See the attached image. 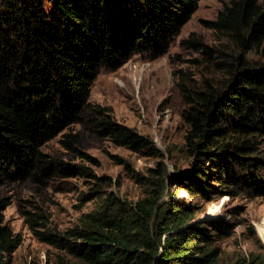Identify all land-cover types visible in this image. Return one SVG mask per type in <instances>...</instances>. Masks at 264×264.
I'll list each match as a JSON object with an SVG mask.
<instances>
[{"label": "trees", "instance_id": "trees-1", "mask_svg": "<svg viewBox=\"0 0 264 264\" xmlns=\"http://www.w3.org/2000/svg\"><path fill=\"white\" fill-rule=\"evenodd\" d=\"M198 1L0 0V187L80 175L93 184L91 198L97 199L94 209L62 231L48 227L44 212L23 209L39 240L84 264H219L215 242L232 226L194 217L191 197H264V0L223 1L205 22L219 39L214 48L193 34L182 40L201 47L221 73L195 84L179 82L187 166L168 172L157 160L142 176L110 154L142 184V197L129 200L101 189L110 184L105 176L42 149L58 136L72 156L93 161L71 130L84 112L96 136L162 158L148 136L117 121L109 106L90 102V90L101 68L116 69L136 53H164ZM171 185L190 199L163 200ZM9 203L0 195V264H12L8 255L22 240L4 220ZM246 264L264 259L255 255Z\"/></svg>", "mask_w": 264, "mask_h": 264}, {"label": "rangeland", "instance_id": "rangeland-1", "mask_svg": "<svg viewBox=\"0 0 264 264\" xmlns=\"http://www.w3.org/2000/svg\"><path fill=\"white\" fill-rule=\"evenodd\" d=\"M225 0H199L198 7L182 26L167 50L155 57L136 53L116 69L101 68L91 86L89 101L107 105L114 118L140 134L148 136L163 157L147 156L144 151H132L100 138L87 129L81 120L71 126L79 135L80 148L94 160L74 157L61 147L58 136L47 141L42 149L66 160L89 166L98 176L110 182L101 189L115 192L122 198L136 200L143 196V186L120 159L128 162L130 169L147 176L157 160L166 163L173 172L187 166L183 154L186 125L181 118L184 107L179 82L195 84L200 80L219 77L202 53L201 47L183 43L190 34L205 45L214 48L216 34L206 26L215 17ZM80 175L54 178L44 185L29 180L6 183L0 195L10 199L3 210L4 220L22 240L10 254L12 264H84L81 260L39 240L24 221L22 210L44 212L48 227L62 231L78 222L80 215L97 206L93 184ZM175 195V196H172ZM182 197L189 200L186 190L166 186L163 200ZM195 206L194 217H214L232 226L231 234L216 241L220 247L219 264H246L250 257L261 255L264 259V238L261 225L264 221V197L241 193L235 197L223 195L205 201L191 197Z\"/></svg>", "mask_w": 264, "mask_h": 264}, {"label": "bare ground", "instance_id": "bare-ground-1", "mask_svg": "<svg viewBox=\"0 0 264 264\" xmlns=\"http://www.w3.org/2000/svg\"><path fill=\"white\" fill-rule=\"evenodd\" d=\"M260 230H261V235L264 238V221H263V223L261 225V229Z\"/></svg>", "mask_w": 264, "mask_h": 264}]
</instances>
